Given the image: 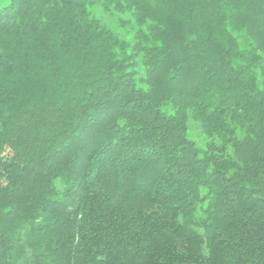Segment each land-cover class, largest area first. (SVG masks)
Listing matches in <instances>:
<instances>
[{
  "label": "trees",
  "instance_id": "obj_1",
  "mask_svg": "<svg viewBox=\"0 0 264 264\" xmlns=\"http://www.w3.org/2000/svg\"><path fill=\"white\" fill-rule=\"evenodd\" d=\"M0 264H264V0L0 7Z\"/></svg>",
  "mask_w": 264,
  "mask_h": 264
},
{
  "label": "rangeland",
  "instance_id": "obj_2",
  "mask_svg": "<svg viewBox=\"0 0 264 264\" xmlns=\"http://www.w3.org/2000/svg\"><path fill=\"white\" fill-rule=\"evenodd\" d=\"M10 0H0V7L7 5ZM89 13L95 16L99 21L105 25L107 28L111 29L115 34L125 41L131 39L133 34L132 23L130 21L131 17L127 11H117V10H104L99 4H94L89 7ZM189 137L194 139L199 146H204L205 139L200 134L199 130L190 123Z\"/></svg>",
  "mask_w": 264,
  "mask_h": 264
}]
</instances>
